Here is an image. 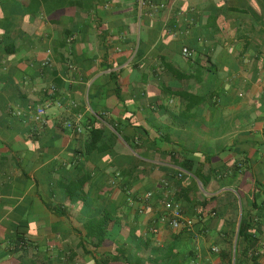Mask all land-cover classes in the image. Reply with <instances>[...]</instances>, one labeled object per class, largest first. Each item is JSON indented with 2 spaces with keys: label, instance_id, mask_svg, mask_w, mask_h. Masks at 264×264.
Listing matches in <instances>:
<instances>
[{
  "label": "crops",
  "instance_id": "crops-1",
  "mask_svg": "<svg viewBox=\"0 0 264 264\" xmlns=\"http://www.w3.org/2000/svg\"><path fill=\"white\" fill-rule=\"evenodd\" d=\"M139 1L0 0V264H264V0Z\"/></svg>",
  "mask_w": 264,
  "mask_h": 264
},
{
  "label": "built area",
  "instance_id": "built-area-1",
  "mask_svg": "<svg viewBox=\"0 0 264 264\" xmlns=\"http://www.w3.org/2000/svg\"><path fill=\"white\" fill-rule=\"evenodd\" d=\"M171 1L172 0H160L156 6L164 7L168 5ZM139 2H140V6H144L146 4H150L152 1L151 0H140ZM47 52L49 54V57L45 59V61L43 62V66L51 67L53 64V59L51 57L52 51L48 49ZM182 53L185 56H191L193 52L189 47L184 46L182 48ZM48 89H49L48 93L50 94L48 103H52V104L62 107L63 106L62 102L56 97L57 93L59 92L58 87L55 84H52L50 85ZM47 104L38 105L33 108V113L31 116L33 120L39 123L40 125L47 124V106H48ZM71 106L76 107L77 106L76 102L74 101L71 102ZM65 127L77 133H81L84 130L79 116L75 121H70V120L66 121ZM183 175H184L183 172L178 173L179 177H182ZM164 184H168V182H165ZM152 194H153L152 192H148L145 197V200H149L152 197ZM164 208H165V212L154 221V223L150 227V232L158 233L159 227H160L159 224H165V223L174 229L189 228L193 226L194 221L192 219H188L184 217L182 206L178 202L174 200H167L164 203Z\"/></svg>",
  "mask_w": 264,
  "mask_h": 264
},
{
  "label": "trees",
  "instance_id": "trees-1",
  "mask_svg": "<svg viewBox=\"0 0 264 264\" xmlns=\"http://www.w3.org/2000/svg\"><path fill=\"white\" fill-rule=\"evenodd\" d=\"M107 222V218L104 217V218H100V219H94V220H91L89 222V225H90V229H91V236H97V237H100L102 234H103V226H105ZM100 228V233H92V229H98ZM18 238H16L17 240ZM99 240H102V237L99 238ZM18 244L22 245V246H26L27 244V240L24 238V237H19V241H17ZM17 264H25V263H17Z\"/></svg>",
  "mask_w": 264,
  "mask_h": 264
}]
</instances>
